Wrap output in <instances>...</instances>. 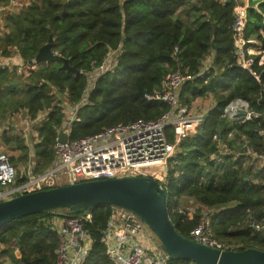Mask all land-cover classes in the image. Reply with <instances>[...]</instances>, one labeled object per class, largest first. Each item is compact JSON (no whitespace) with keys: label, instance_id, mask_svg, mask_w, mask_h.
I'll return each mask as SVG.
<instances>
[{"label":"trees","instance_id":"obj_1","mask_svg":"<svg viewBox=\"0 0 264 264\" xmlns=\"http://www.w3.org/2000/svg\"><path fill=\"white\" fill-rule=\"evenodd\" d=\"M26 1L25 7L5 19L0 56L18 55L23 63H29L52 34L54 57L26 76L0 69V126L19 112L32 121L45 113V119L38 123L32 174H41L51 166L57 131L67 121L66 104L62 105L56 94L68 108L74 107L85 93L87 74L110 51L119 49L115 69L96 80L87 103L78 108L69 127V139L78 140L138 119L155 120L167 107L162 102L147 101L145 95L159 91L170 71L194 77L183 86L181 102L189 104L210 95L216 105L196 131L176 144L175 153L166 162L167 177L162 186L169 220L180 235L188 238L198 216L178 212L181 198L209 209L227 207L211 218L214 237L227 244L240 243V250L264 251V227L259 231L251 227V223L264 225V172L252 176L242 163L231 158L221 163L210 160L219 142L233 148L235 141L246 139L255 151H264V123L260 118L238 124L223 113L234 99L248 101L256 111L261 110L258 99L264 103V66H257L254 57L256 79L238 65L235 55L234 8L242 5V0ZM8 2L0 0V6ZM246 19L245 38L254 37L264 45V0H248ZM212 41L216 51L211 49ZM209 55L214 57L210 69L204 77H195L203 71ZM62 59L79 73L59 70ZM0 135L6 145L13 144L22 153L17 159L10 158L13 166L27 160L28 147L22 137L5 129ZM230 135L233 138L229 139ZM165 136L174 144L170 127L165 129ZM256 179L262 184L253 183ZM23 181L25 177L17 183ZM61 210L67 211L62 217L83 213ZM110 211L109 206H99L89 212L91 221L85 227L92 245L82 264H110L100 243ZM54 213L31 215L1 227L0 253L12 264H54L57 240L50 228ZM12 249L19 251V258L14 257ZM169 264L191 262L170 260Z\"/></svg>","mask_w":264,"mask_h":264},{"label":"built area","instance_id":"obj_2","mask_svg":"<svg viewBox=\"0 0 264 264\" xmlns=\"http://www.w3.org/2000/svg\"><path fill=\"white\" fill-rule=\"evenodd\" d=\"M219 1L223 3L226 0ZM27 4L26 0H9L7 5L0 7V30H5V19L13 13H10L11 11L21 9ZM247 8L248 0H242V5L234 8L235 19L232 26L234 50L238 65L257 79L252 70L254 57H257V66L263 67L264 45L254 37L245 38ZM7 12L9 13L5 15ZM246 45L249 47L244 51ZM118 53L119 49L110 51L102 63L87 74V87L82 99L74 107H67L71 112L62 130L57 131L53 148L55 157L46 171L33 175L27 170L26 174L31 175L25 176V181L17 183V168L11 164L7 154L0 153V201L20 194L57 187L60 182L57 176L59 172L64 176V185L127 176L153 178L149 173L150 169L165 165L175 153L176 144L196 131L213 110L209 105L201 106L202 101L210 95L196 98L189 104L182 103L180 95L183 86L194 77L182 74L178 70L170 71L165 75L159 91L145 95L147 101L162 102L167 107V111L159 118L148 121L138 119L129 124L104 128L98 133L78 140H70L69 127L76 118L78 108L87 103L96 80L104 73L115 69ZM210 65L204 63L203 71L195 77H204ZM37 67L34 59L29 63H23L18 55L11 58L0 56V69L15 70L20 76H26L29 70H36ZM259 101L260 99L257 103L261 110L256 111L248 101L234 99L224 107L223 113L233 123L243 124L257 118L264 123V103ZM64 109L67 110L65 107ZM14 118L19 119L23 126L20 135L27 147H32L27 131L33 121L23 112L9 117L11 121ZM44 119L45 113H42L34 121L38 124ZM167 127L172 129L174 144L166 139ZM63 132L67 134L68 139L60 143L59 137ZM32 153L30 150V154ZM227 158L242 163L247 169L251 165L249 171L252 176L264 172V151H255L246 139L235 141L233 148L219 142L217 151L210 156V160L215 163L224 162ZM252 181L255 184H262L258 179ZM187 201L188 205L181 204L178 212L187 217L198 216L197 224L188 232L189 239L220 251H240L242 244L220 242L213 234L211 218L216 217L227 207L209 209L193 200ZM62 216L53 217L50 221V228L55 232L57 240L54 264H82L92 245L85 227V224L91 221V214L83 212L76 217ZM251 227L254 231H259L264 225L251 223ZM100 243L104 246V255L110 264H169L170 261L154 234L134 213L121 208L111 207Z\"/></svg>","mask_w":264,"mask_h":264},{"label":"water","instance_id":"obj_3","mask_svg":"<svg viewBox=\"0 0 264 264\" xmlns=\"http://www.w3.org/2000/svg\"><path fill=\"white\" fill-rule=\"evenodd\" d=\"M52 34L37 52L38 65L54 57ZM211 49L216 51L214 42ZM59 70L79 73L62 59ZM68 139L61 133L59 142ZM99 206L121 208L134 213L156 237L170 260L193 264H264V251L248 248L220 251L180 235L171 224L166 210V192L150 177L127 176L90 180L50 189L20 194L0 201V228L31 215L69 209L72 214L93 211Z\"/></svg>","mask_w":264,"mask_h":264},{"label":"rangeland","instance_id":"obj_4","mask_svg":"<svg viewBox=\"0 0 264 264\" xmlns=\"http://www.w3.org/2000/svg\"><path fill=\"white\" fill-rule=\"evenodd\" d=\"M0 7H2V6H0ZM15 11H17V9L11 11L10 13L15 12ZM8 13L9 12L5 13V15L8 14ZM3 31L0 30V34L3 33ZM56 99L57 100H61L62 104H66L67 107H70L65 102V100L61 97V95H57L56 94ZM206 105H209V106L213 107V109H214L215 105H216L215 100L211 96H208V98L206 100L202 101V104H201V106H206ZM66 106H65V108L67 109ZM65 111H67L66 114H65L66 119H67L69 117L71 109H67ZM22 128H23V126L20 124V120L19 119L14 118V120L11 121L8 118L7 120L3 121L2 126H0V134H1V131L3 129H5L8 132H12L13 135H15L17 137H21L20 134H22ZM37 129H38V124H36V121L31 122L29 127H28V131L27 132H28V136H29V139H30L29 143L32 145V147L27 149V154L30 153V150L33 151L35 140L37 139ZM231 138H233V135L229 136V139H231ZM0 153H5L10 158L13 157L15 159L19 158L20 155L22 154L20 151H17L15 149L13 144L6 145L2 141L1 135H0ZM172 156H173V154H172ZM26 158H27V160L24 159V161H18V163L15 164V167L18 170L17 181H19V179H21L22 177L29 176V175L32 174L31 161H29V159H30L29 155ZM29 167L31 168L30 170L28 169ZM244 168L247 169L246 167H244ZM250 168H251V165L248 166V170ZM27 170H28V172L30 171L31 174L29 173V175H27L26 174ZM149 173L153 176V178L156 181H158V183L163 184L165 182L166 177H167L166 164L151 168ZM57 176H58V181H60L57 186H61L62 184L64 185V176H63V174L61 172H59V174ZM187 203L183 204L182 202H180V205L182 204L184 206H187L188 205ZM66 212H67L66 210L55 211V213L52 215V217H58L61 214H65ZM12 251H13V249H12ZM3 262H5V261H3ZM0 264H3V263H0Z\"/></svg>","mask_w":264,"mask_h":264},{"label":"crops","instance_id":"obj_5","mask_svg":"<svg viewBox=\"0 0 264 264\" xmlns=\"http://www.w3.org/2000/svg\"><path fill=\"white\" fill-rule=\"evenodd\" d=\"M258 13H261V10L257 7V6H254L253 7ZM213 55H209V56H207L206 57V59L204 60V63L205 64H212V61H213ZM66 114V113H65ZM29 157H30V159H29V161H31L32 160V157H33V153L32 154H30L29 153ZM63 185V184H62ZM180 202H182L183 204H185V203H187L188 201H187V199L185 198V197H183V198H181V201ZM188 204V203H187ZM62 215H65V214H61L60 216H62ZM60 216H58V217H60ZM4 249V246H1V250H3ZM5 250V249H4ZM13 255H14V257H16V258H19L20 257V254H19V251L17 250V249H14V251H13ZM8 257H7V255H5V254H3V253H0V263H3V264H12V262H9V260L7 259ZM3 261H5V262H3Z\"/></svg>","mask_w":264,"mask_h":264}]
</instances>
